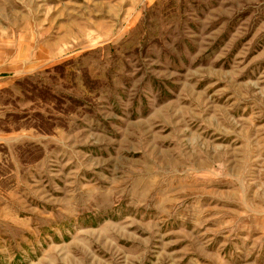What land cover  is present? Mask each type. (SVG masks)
Listing matches in <instances>:
<instances>
[{"label": "rangeland", "instance_id": "374dc122", "mask_svg": "<svg viewBox=\"0 0 264 264\" xmlns=\"http://www.w3.org/2000/svg\"><path fill=\"white\" fill-rule=\"evenodd\" d=\"M0 264H264V0H0Z\"/></svg>", "mask_w": 264, "mask_h": 264}]
</instances>
